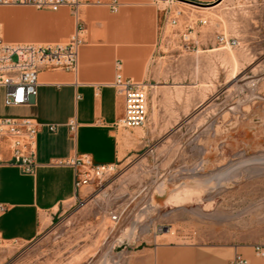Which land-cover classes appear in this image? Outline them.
Listing matches in <instances>:
<instances>
[{
  "label": "rangeland",
  "instance_id": "rangeland-1",
  "mask_svg": "<svg viewBox=\"0 0 264 264\" xmlns=\"http://www.w3.org/2000/svg\"><path fill=\"white\" fill-rule=\"evenodd\" d=\"M154 61L183 127L153 135L35 241L3 246L0 264H126L163 223L174 241L264 245V0L176 9Z\"/></svg>",
  "mask_w": 264,
  "mask_h": 264
},
{
  "label": "crops",
  "instance_id": "crops-1",
  "mask_svg": "<svg viewBox=\"0 0 264 264\" xmlns=\"http://www.w3.org/2000/svg\"><path fill=\"white\" fill-rule=\"evenodd\" d=\"M190 1L211 6L181 0H85L77 11L0 6V36L6 41L56 43L74 35L82 40L77 71L42 69L38 95L31 104L8 106L0 89V119L30 118L42 125L32 172L12 161L8 139L0 143L7 161L0 164V253L7 244L35 241L89 192L91 185L77 189L76 168L70 160L88 156L96 164L124 168L153 135L183 127L186 110L171 108L161 96L165 86L159 85L154 61L161 29L176 9L202 16L225 2ZM118 72L148 84L149 113L143 127L126 128L120 123L125 97L113 86ZM256 245L180 242L166 233L153 234L132 248L126 264H233L237 255L248 264H264Z\"/></svg>",
  "mask_w": 264,
  "mask_h": 264
},
{
  "label": "built area",
  "instance_id": "built-area-1",
  "mask_svg": "<svg viewBox=\"0 0 264 264\" xmlns=\"http://www.w3.org/2000/svg\"><path fill=\"white\" fill-rule=\"evenodd\" d=\"M85 0H0V6H26L37 9L57 11L69 7L77 11ZM116 10V8H113ZM175 22V21H174ZM221 42H227L225 36ZM82 40L74 35L67 42H9L0 36V89L5 91V103L8 106H24L31 104L32 98L38 95L40 85L39 74L42 69H59L77 71ZM120 68V65H119ZM113 86L125 97V116L120 123L126 128L143 127L148 121L149 95L148 84L134 81L118 72ZM41 124L30 118H1L0 143L4 139L10 141L13 151L12 161L22 167L25 172H32L36 166V142ZM55 130V126L50 127ZM71 129L75 125L71 124ZM7 162L0 152V164ZM76 168V187L102 182L108 175L118 170L116 165H99L88 156L74 158L69 161ZM114 220L119 215H113ZM166 224L156 228L154 235L169 232ZM256 254L264 258V245L255 246ZM242 255H237L233 264H248Z\"/></svg>",
  "mask_w": 264,
  "mask_h": 264
},
{
  "label": "water",
  "instance_id": "water-1",
  "mask_svg": "<svg viewBox=\"0 0 264 264\" xmlns=\"http://www.w3.org/2000/svg\"><path fill=\"white\" fill-rule=\"evenodd\" d=\"M181 1H184V2H187V3H191V4H194V5H198V6H211V5H205V4H201V3H197V2H194V1H190V0H181ZM223 0H218L216 3L212 4V5H216L220 2H222Z\"/></svg>",
  "mask_w": 264,
  "mask_h": 264
},
{
  "label": "bare ground",
  "instance_id": "bare-ground-1",
  "mask_svg": "<svg viewBox=\"0 0 264 264\" xmlns=\"http://www.w3.org/2000/svg\"><path fill=\"white\" fill-rule=\"evenodd\" d=\"M224 179V178H223Z\"/></svg>",
  "mask_w": 264,
  "mask_h": 264
}]
</instances>
